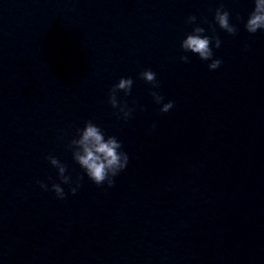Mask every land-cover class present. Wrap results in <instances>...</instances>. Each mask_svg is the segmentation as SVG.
I'll use <instances>...</instances> for the list:
<instances>
[{"label": "water", "instance_id": "95a60500", "mask_svg": "<svg viewBox=\"0 0 264 264\" xmlns=\"http://www.w3.org/2000/svg\"><path fill=\"white\" fill-rule=\"evenodd\" d=\"M220 6L235 36L215 25ZM252 10V0H0V264H264V33L245 30ZM193 15L222 41L216 71L181 49ZM149 69L159 88L140 78ZM121 78L133 80L117 94L134 109L127 121L108 102ZM152 91L174 108L161 113ZM89 121L129 155L114 187L73 158ZM49 156L83 177L76 195L51 191Z\"/></svg>", "mask_w": 264, "mask_h": 264}, {"label": "clouds", "instance_id": "9594fccd", "mask_svg": "<svg viewBox=\"0 0 264 264\" xmlns=\"http://www.w3.org/2000/svg\"><path fill=\"white\" fill-rule=\"evenodd\" d=\"M253 10L248 14L244 22L245 30L255 35L258 32L264 33V0H252ZM231 14L223 6L216 8L214 23L219 28L229 35L235 36L237 28L231 23ZM237 19H241L237 16ZM188 23L197 25V17L195 15L188 18ZM214 32V29H213ZM222 41L215 34H206V29L200 26L193 27L191 33L187 34L181 42V49L185 53H192L199 57L201 61H211L208 64L209 71H216L220 68L222 60L214 58L213 46L215 49H220ZM180 60L188 63L187 56H181ZM140 78L151 84L153 89L159 88L156 73L145 70L140 74ZM133 80L131 78H121L116 83L109 95V103L113 109H118V117L125 121L131 119L134 109L128 108L127 104H121L118 101L117 94L123 92L125 95H131ZM154 102L162 105L161 113H168L174 108V102L169 101L164 103V97L156 91L151 92ZM122 114V115H121ZM155 128V125H153ZM77 139L72 141L74 146L73 158L79 165L80 169L86 177L95 185L103 186L107 184L109 188L114 187L115 178L124 172L129 165L130 158L126 151L123 150L122 143L116 136H106L104 131L95 123L89 121L82 129L77 132ZM51 166L58 171L60 183H52L51 191L59 200L66 198V193L62 185L70 187L71 194L76 195L81 187L80 180L83 177L73 181L72 176L67 175V168L54 156L48 158ZM43 191H49L48 184L38 182ZM74 185V186H73Z\"/></svg>", "mask_w": 264, "mask_h": 264}]
</instances>
